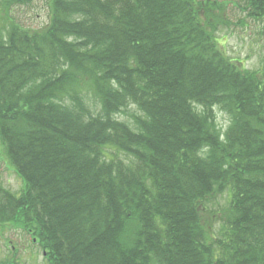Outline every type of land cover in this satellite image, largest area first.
I'll return each instance as SVG.
<instances>
[{
  "label": "trees",
  "instance_id": "obj_1",
  "mask_svg": "<svg viewBox=\"0 0 264 264\" xmlns=\"http://www.w3.org/2000/svg\"><path fill=\"white\" fill-rule=\"evenodd\" d=\"M33 1L0 0V138L25 185L0 186V226L47 264H264V68L220 49L223 4L51 0L32 30L11 12ZM244 3L264 37V0ZM226 191L217 234L202 204Z\"/></svg>",
  "mask_w": 264,
  "mask_h": 264
},
{
  "label": "rangeland",
  "instance_id": "obj_2",
  "mask_svg": "<svg viewBox=\"0 0 264 264\" xmlns=\"http://www.w3.org/2000/svg\"><path fill=\"white\" fill-rule=\"evenodd\" d=\"M50 1L34 0L27 7L14 8L12 16L25 28L38 30L45 27L50 20ZM223 4L225 25L218 27L217 40L220 49L226 53L241 69L249 73H259L264 68V37H260L261 25L249 19L247 14L237 6L242 0H210ZM135 109L120 116V119L132 124ZM218 125L222 129L228 126L227 119L218 114ZM118 153V152H117ZM118 156L127 159L122 153ZM0 186L16 196H21L24 183L11 165L6 149L0 138ZM229 191L208 198L203 202V218L219 234V217L223 216L229 206ZM0 264H47L42 249L26 232L16 226H0Z\"/></svg>",
  "mask_w": 264,
  "mask_h": 264
},
{
  "label": "flooded vegetation",
  "instance_id": "obj_3",
  "mask_svg": "<svg viewBox=\"0 0 264 264\" xmlns=\"http://www.w3.org/2000/svg\"><path fill=\"white\" fill-rule=\"evenodd\" d=\"M243 1V5L244 6H241V4H239L238 6H237V8L240 10V11H243V12H245L247 15H248V13H247V9H246V5H245V3H244V0H242ZM249 18V17H248ZM249 19H251V20H255V18L254 17H250Z\"/></svg>",
  "mask_w": 264,
  "mask_h": 264
}]
</instances>
